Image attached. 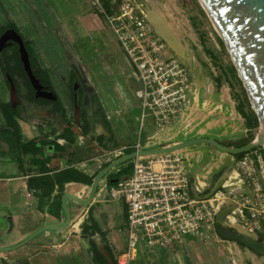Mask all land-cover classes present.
<instances>
[{"label":"crops","instance_id":"0c3cea01","mask_svg":"<svg viewBox=\"0 0 264 264\" xmlns=\"http://www.w3.org/2000/svg\"><path fill=\"white\" fill-rule=\"evenodd\" d=\"M62 1L75 8L70 5L65 12L67 27L61 30L57 17L48 18L35 32L45 44L31 40L47 83L35 78L40 87L30 84L28 101L24 89L17 99L5 78L9 96L4 102L18 107L21 139L17 148L0 140V264H69L79 258L94 264V250L112 264L125 249L126 205L111 191L131 176L136 160L165 153L180 158L188 198L207 200L216 214L223 212L226 230L253 236L242 205L244 197L249 199L248 187L237 162L244 153L254 159L264 193L260 149L234 152L258 132L257 122H248L246 104L209 63L198 58L183 63L167 50L165 56L186 69V105L161 127L149 116L141 123L140 85L103 17L90 10L87 0ZM100 2L108 13L117 12V2ZM62 35L64 46L53 43ZM25 141H33L37 153L23 152ZM204 235L184 236L172 248L141 245L131 264L253 260L252 250L221 238L214 225L206 226Z\"/></svg>","mask_w":264,"mask_h":264},{"label":"built area","instance_id":"2783aa9c","mask_svg":"<svg viewBox=\"0 0 264 264\" xmlns=\"http://www.w3.org/2000/svg\"><path fill=\"white\" fill-rule=\"evenodd\" d=\"M97 6L140 85L136 97L141 123L149 116L156 127L167 124L186 105V69L176 58L165 56L168 49L144 19L141 4L119 0L114 14L100 1ZM237 167L248 187L249 199L244 197L242 203L252 222L248 232L263 239L264 193L255 161L244 154ZM185 183L180 158L174 153L134 162L131 176L111 191L112 198L121 197L126 205V244L117 264H131L141 245L172 248L184 236L206 238L204 229L213 226L216 211L207 200L188 198L183 193Z\"/></svg>","mask_w":264,"mask_h":264},{"label":"water","instance_id":"95a60500","mask_svg":"<svg viewBox=\"0 0 264 264\" xmlns=\"http://www.w3.org/2000/svg\"><path fill=\"white\" fill-rule=\"evenodd\" d=\"M195 2L223 45L257 122L256 137L234 152L250 151L253 148L264 149V0H195ZM144 19L167 49L173 52L172 44L176 39L162 20L145 9ZM7 38L17 45L25 75L31 86L38 89L40 86L30 69L22 37L14 30L5 31L0 36V49ZM223 219L224 213L219 212L213 223L216 233L221 238L239 243L256 254H264V242L258 240L256 235L230 232L223 227Z\"/></svg>","mask_w":264,"mask_h":264},{"label":"rangeland","instance_id":"374dc122","mask_svg":"<svg viewBox=\"0 0 264 264\" xmlns=\"http://www.w3.org/2000/svg\"><path fill=\"white\" fill-rule=\"evenodd\" d=\"M99 1L100 0H87V6L91 8L90 10L93 9L97 14V4ZM135 1L139 4H143L142 7L144 6L145 10L151 11L159 17L171 31L176 39V42L172 44V49L174 55L178 59L185 63L188 61V58L189 60L198 58L209 63L213 67L215 76L220 78V82L225 83L226 87L228 85L230 91L234 93L240 101H243L250 110L246 95L233 70L228 55L216 32L195 0ZM115 2L119 5V0H115ZM70 5L72 7L74 6L71 3L68 5V3L62 0H0V25H6L8 20H11L15 23L26 40L31 41L35 39V42H37V38H39L40 43L44 45L45 40L41 38V35L38 37L35 34V32L39 30V25L43 24L48 18L57 17L56 23L58 27L63 30V28L67 27L68 21L66 20L67 14L65 12L67 9L71 8ZM101 6L103 7L102 3ZM58 37L60 41L57 40ZM58 37L56 36L57 39L52 40L53 43L56 41L57 44L64 46L63 40L65 39L63 35ZM67 39L69 38L67 37ZM51 53L54 54V52ZM4 78L0 70V101L2 102L7 101L9 96L8 87L4 84ZM259 155L264 170V161L262 160L260 150ZM262 221L264 222V216H262ZM257 239L259 240V237ZM260 241L264 242V238L260 239ZM81 253L82 250L80 249L78 257L79 255L83 256ZM252 254L253 260H246L244 258V260L239 263L234 259L236 262L233 264H264V254ZM220 258L221 261L225 260L229 262L226 257ZM88 263L89 260L85 258H79L78 260L72 259L69 261V264ZM230 263H232L231 260Z\"/></svg>","mask_w":264,"mask_h":264},{"label":"trees","instance_id":"16d2710c","mask_svg":"<svg viewBox=\"0 0 264 264\" xmlns=\"http://www.w3.org/2000/svg\"><path fill=\"white\" fill-rule=\"evenodd\" d=\"M7 27L14 28L18 31L15 23L11 20H8L6 25H0V34ZM22 39H23L24 48L28 55V62L32 74L35 76V78L39 79L42 83L46 84L47 73L39 67L38 56L32 47L31 41L25 40L23 37ZM0 70L4 76L5 74H7L11 78L17 90L20 86L25 88L26 91L25 100L30 101L32 98L33 90L31 89L30 83L23 70V66L19 59V53L16 47H6L0 51ZM4 84L7 87H9V83L5 79H4ZM17 111H18L17 106L12 108L10 103L0 101V115L2 119V125L0 128V140L10 143L12 145L15 144L14 147L16 148L18 146L19 140L21 139L19 126L15 120ZM248 122L250 124L256 125V119L251 110H249ZM33 143H34L33 141H25V144L21 146L23 152L31 151V153H37L38 148L36 144ZM259 149L261 151L262 160L264 161V149L262 148ZM244 154L241 155L243 156ZM260 239H262L261 236H259V240ZM94 252L96 254V257L94 258L95 259L94 264H107L104 261V259L97 253L96 250H94ZM21 264H26V263H21ZM112 264H117L115 258L113 257H112Z\"/></svg>","mask_w":264,"mask_h":264},{"label":"flooded vegetation","instance_id":"af4514ba","mask_svg":"<svg viewBox=\"0 0 264 264\" xmlns=\"http://www.w3.org/2000/svg\"><path fill=\"white\" fill-rule=\"evenodd\" d=\"M8 30H14V31H16L20 36H21V34L19 33V31H17L16 29H14V28H11V27H7V28H5L4 29V31L0 34V36L5 32V31H8ZM6 37H8V36H6ZM22 37V36H21ZM2 45V44H1ZM6 47H16V49H17V45L13 42V41H11V40H9L8 38H7V40L3 43V46H1V49H0V51L2 50V49H4V48H6ZM18 51V50H17ZM5 78H9V80L11 81V84L13 85V88H14V95H15V97L17 98V99H20L19 97L21 96V95H23V92H22V90L24 89V92H25V88H23V87H19L18 88V90L15 88V86H14V84H13V82H12V80H11V78L7 75V74H5V76H4ZM4 78V79H5ZM8 91H9V87H8ZM16 107V106H15Z\"/></svg>","mask_w":264,"mask_h":264}]
</instances>
